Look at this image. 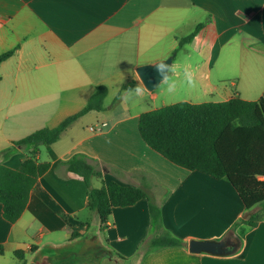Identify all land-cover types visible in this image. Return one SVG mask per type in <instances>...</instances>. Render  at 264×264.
<instances>
[{
	"label": "crops",
	"instance_id": "obj_1",
	"mask_svg": "<svg viewBox=\"0 0 264 264\" xmlns=\"http://www.w3.org/2000/svg\"><path fill=\"white\" fill-rule=\"evenodd\" d=\"M196 28L192 40L173 53ZM13 48L0 63V95L45 100L43 127L80 110L97 85L108 92L104 110L86 112L58 140L43 145L38 157L50 166L15 222L4 218L0 203V264H23L16 251L29 263L44 245L86 235L121 256H103L106 264H264V217L249 228L241 222L255 209H245L232 184L178 166L144 142L138 118L151 108L143 99L159 95L147 90L136 72L139 65L172 56L173 81L181 90L198 87L184 92L190 102L205 95L204 101L234 94L264 98V0H0V54ZM127 81L131 85L123 88ZM109 94L129 105L106 102ZM10 115L0 118V161L11 148L3 162L17 168L28 149L13 143L33 131L32 119L23 132L17 133L18 125L6 132ZM102 121L107 124L101 130L90 129ZM74 154L85 155L101 171L91 179L94 187L114 181L143 188L159 205L164 227L186 245L145 252L151 235L146 199L114 207L100 229L97 213L87 207L85 181L64 163ZM230 229L238 239L243 231L238 244ZM226 234L232 242L227 252L188 248L192 239L219 240Z\"/></svg>",
	"mask_w": 264,
	"mask_h": 264
},
{
	"label": "trees",
	"instance_id": "obj_2",
	"mask_svg": "<svg viewBox=\"0 0 264 264\" xmlns=\"http://www.w3.org/2000/svg\"><path fill=\"white\" fill-rule=\"evenodd\" d=\"M197 29L180 39L179 47L192 40ZM15 48L0 54V63L13 54ZM131 81L123 84L128 88ZM105 85H97L87 103L66 116L55 126H44L14 141L13 145L27 147V155L17 168L5 160L11 148L5 149L0 161V203L3 216L15 222L24 211L37 179L50 166L38 157L40 146L58 140L76 119L90 110H104L107 95ZM118 96L115 97V100ZM138 130L144 142L172 163L188 170H197L214 178H225L238 192L244 207L252 211L242 223L257 225L264 217V98L245 100L234 94L223 101H179L142 112ZM67 170L82 177L88 187L87 207L99 218L100 229L106 226L114 207L132 205L140 199L148 201L151 235L145 241V252L167 246L186 245L163 225L161 210L141 187L121 185L111 181L94 187L91 179L101 176L83 154H74L64 161ZM243 231L239 239L241 241ZM79 235H74L73 238ZM16 256L27 264L20 251ZM112 256H119L112 252Z\"/></svg>",
	"mask_w": 264,
	"mask_h": 264
},
{
	"label": "water",
	"instance_id": "obj_3",
	"mask_svg": "<svg viewBox=\"0 0 264 264\" xmlns=\"http://www.w3.org/2000/svg\"><path fill=\"white\" fill-rule=\"evenodd\" d=\"M173 57L169 56L154 63L139 65L136 72L149 91L165 79L168 69L172 64ZM161 70L158 72L156 66ZM233 242L239 243L238 236L233 229H230ZM230 235L226 234L219 240H197L192 239L188 248L192 252H210L221 254L230 250L228 242ZM112 250L108 248L99 238L89 235L71 239L58 245L47 244L38 249L30 258L28 264H99L103 256H111Z\"/></svg>",
	"mask_w": 264,
	"mask_h": 264
},
{
	"label": "rangeland",
	"instance_id": "obj_4",
	"mask_svg": "<svg viewBox=\"0 0 264 264\" xmlns=\"http://www.w3.org/2000/svg\"><path fill=\"white\" fill-rule=\"evenodd\" d=\"M172 71L170 70V72L168 73V75L165 77V79L163 81H161L156 88L153 90L154 92L158 93V97L156 99H149V98H144L143 101L145 108H151L152 107H160L162 105H166V104H171V103H175V102H179L182 101L181 99L183 98H188L185 101L190 102L192 98L189 95H185L184 92L185 91H194L195 89H197V86L190 85L191 88H188L190 90H188L186 88V85L184 84L183 87L186 88L185 90L182 89V84L181 87L179 88V82H174V77L172 76ZM228 73H231V70L228 71ZM229 81L226 82V86L228 89H231L232 86L228 83ZM178 86V89H176ZM193 88V89H192ZM170 89L172 91H170ZM169 91V92H168ZM168 93H174L173 95L167 96ZM205 98H208L207 95H205L204 97H201V99H192V101L194 100H199L201 102H204V100H207ZM214 98V97H213ZM106 102H112L111 104H123L125 105L126 103H128L127 105H129V101L128 99H123L121 97H117V99L115 100V98L111 97V94H109L107 96V98L105 99ZM149 110V109H148ZM15 111H24V115L22 113L18 114V113H13ZM48 112V108L46 106V101L42 100V99H26L23 97H18L16 99L14 98H10L4 95H0V118H3L4 115L7 114H12L10 115L9 120H7V122L5 123V130L6 132H10L12 129H14L17 125L18 127V131L17 133H21L24 131V129L22 128L24 126V123L26 121H29V119H32V124L30 125V128L37 130L41 127H43V125L47 124V118L45 119V115ZM45 119V120H44ZM41 150L44 149V146H40ZM107 262V257H104L101 261L102 264H106Z\"/></svg>",
	"mask_w": 264,
	"mask_h": 264
},
{
	"label": "built area",
	"instance_id": "obj_5",
	"mask_svg": "<svg viewBox=\"0 0 264 264\" xmlns=\"http://www.w3.org/2000/svg\"><path fill=\"white\" fill-rule=\"evenodd\" d=\"M107 123L105 121L97 123L95 126H91L90 129L93 131L101 130L103 126H105Z\"/></svg>",
	"mask_w": 264,
	"mask_h": 264
},
{
	"label": "clouds",
	"instance_id": "obj_6",
	"mask_svg": "<svg viewBox=\"0 0 264 264\" xmlns=\"http://www.w3.org/2000/svg\"><path fill=\"white\" fill-rule=\"evenodd\" d=\"M156 70L158 72H160L161 68H160L159 65L156 66ZM135 91H136L137 94H140V93H142L143 89L138 87V88L135 89Z\"/></svg>",
	"mask_w": 264,
	"mask_h": 264
},
{
	"label": "flooded vegetation",
	"instance_id": "obj_7",
	"mask_svg": "<svg viewBox=\"0 0 264 264\" xmlns=\"http://www.w3.org/2000/svg\"><path fill=\"white\" fill-rule=\"evenodd\" d=\"M228 244L231 246V245H232V242H231V241H229V242H228Z\"/></svg>",
	"mask_w": 264,
	"mask_h": 264
}]
</instances>
